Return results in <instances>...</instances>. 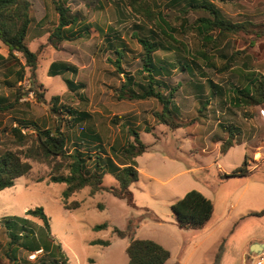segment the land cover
I'll return each instance as SVG.
<instances>
[{
  "label": "rangeland",
  "instance_id": "1",
  "mask_svg": "<svg viewBox=\"0 0 264 264\" xmlns=\"http://www.w3.org/2000/svg\"><path fill=\"white\" fill-rule=\"evenodd\" d=\"M28 1L31 3V23L26 43L31 51H38L34 73L36 81L42 84L45 103L37 102L29 91L27 68L15 87L6 86L4 80L13 81L17 75H6V66L10 62L0 61V94L12 101L15 89L22 92L11 110L0 112V148L10 146L7 130L16 119L46 125L55 123L47 104L53 96H58V104L91 113V119L82 127L91 125L100 136L105 154L111 155L118 164L117 150L131 139L128 127L135 129L140 140L149 147L134 160L138 178L130 187L132 207L106 191L88 196V188H84L66 199L71 206L72 201L78 202L79 206L66 209L61 195L65 185L48 182V166L32 162L26 176L18 177L12 187L0 191V222L7 217L28 219L26 228L14 233L19 235L17 242L8 250L9 239L0 224V264H42V260L44 264H55L54 261L60 263L63 259L66 264H87L88 259L96 264H126L125 248L129 239L117 238L112 229L125 230L128 221L133 223L134 239L152 240L169 252L164 264H213L222 241L224 250L219 264H249V258L243 254L248 250L247 244L264 242V214L252 215L264 211V173H253L248 183L243 176L223 179L220 175L231 174L245 158V171L264 168V116L260 112L264 108L229 107L223 104V92L216 89L217 94H212L208 85L210 80L223 91L227 90L239 83L238 72L217 73L215 69L201 65L200 70L196 69L190 76L169 68L170 75L161 77L168 86L163 90L166 93L180 83L174 101L180 121L189 122L186 127L170 130L157 125L152 116L154 111L161 109L156 100L119 98L123 73L137 77L135 72L141 67L140 47L130 39V33L135 29L133 25L141 20L132 14L127 6L128 0H66L65 6L78 20L73 30L87 29H83L82 38L62 41L57 47H52L47 40L57 24L52 0ZM155 1L165 12H171L168 0ZM208 1L231 22L248 20L253 24H264V0ZM197 16L189 14V20ZM250 36L242 33L229 36L221 43L222 50L226 54L243 50L242 58L235 66L264 74V38L253 41ZM110 39L124 43L121 71L111 63L115 58L107 43ZM184 42L191 50L200 45L191 33ZM175 51V47L171 51H158L154 58L156 62L169 63L174 60ZM0 55L7 56V49L1 43ZM219 61L217 58L216 63ZM52 62H65L76 72L64 70L48 75ZM19 63H24L21 57ZM67 80L74 83V90H68ZM204 99H208L209 104L200 113L198 108ZM226 126L232 130L238 143L223 155L219 147L229 136ZM145 127H151L152 132H144ZM80 129L65 126L67 150L73 149L75 144L72 142ZM112 147L116 150L112 151ZM80 149L88 150L84 145ZM96 150L93 147L89 151L92 159L98 154ZM92 165L93 162L89 164L91 170ZM97 173L103 186L117 185L114 176L104 166ZM189 190L200 192L213 203L210 221L197 231L179 229L170 211V205ZM35 207L43 209L49 221L48 228L40 219L25 215L27 210ZM103 222L108 224L106 230H92L94 225ZM95 240L109 241V244L92 245ZM57 245L59 250L55 248ZM33 248H41L43 252L29 255V249ZM6 250L8 255L4 253ZM32 255L37 256L36 259Z\"/></svg>",
  "mask_w": 264,
  "mask_h": 264
},
{
  "label": "trees",
  "instance_id": "2",
  "mask_svg": "<svg viewBox=\"0 0 264 264\" xmlns=\"http://www.w3.org/2000/svg\"><path fill=\"white\" fill-rule=\"evenodd\" d=\"M66 0H52V6L57 14V24L49 34L47 40L52 47L62 41H73L82 38L87 27L73 30V26L78 22L76 16L71 14L65 6ZM167 5L171 12H165L155 0H128L127 6L133 15L140 18L141 22L135 24L134 30L130 33V39H134L140 47L139 60L141 67L135 72L137 77L124 74V80L120 85L119 98L127 100H156L161 106L159 111H154L152 116L157 125H164L170 130L186 127L189 122L180 121L178 118V107L175 104V93L180 87L177 82L175 86L168 89L165 93L163 88H168L162 81L164 75L169 76L170 70L178 69L186 72L190 76L194 71L200 70V66L208 69L213 68L217 73L237 71L239 83L231 85L227 90L218 88L212 81L208 80L212 94L223 92L225 100L223 104L229 107H263L264 108V74L248 69H240L235 63L242 58L243 50H235L230 54L223 52L222 42L229 36L251 35L249 39L255 41L264 38V24H253L251 21L231 22L225 18L215 5L208 0H168ZM167 7V8H168ZM166 8V9H167ZM31 3L28 0H0V43L6 47L7 56L0 55V61L7 60V73L17 75V79L4 80V84L10 88L15 87L17 82L22 80L24 68L29 71L30 87L34 98L39 103H45L42 84L35 78L38 51H31L26 43L28 28L31 23ZM189 14L198 15L192 21ZM191 33L200 43L193 50L188 48L184 42L187 34ZM112 39V38H111ZM108 40L111 53L114 55L113 63L118 71H121L120 62L125 56L124 43L120 44L117 40ZM177 51L172 62H156L155 54L158 51ZM24 63L20 64V57ZM219 58V64L216 59ZM246 68V64L242 62ZM17 68V69H16ZM16 69V70H15ZM237 69V70H236ZM64 70L76 72V69L65 62H52L49 66L48 75L58 74ZM68 90L72 91L76 86L67 80ZM201 89V86L199 87ZM18 89V88H17ZM22 95L21 90L14 91L12 101L7 96L0 94V112L11 110L18 103ZM58 96H53L47 104L48 110L55 123L46 125L44 122L37 123L34 120L16 119L7 133L10 137V146L0 148V191L10 188L14 181L21 176H26L31 168L32 162L45 164L49 168L48 182L62 183L65 185L62 191L63 207L75 209L79 203L72 201V206L66 202L71 195L88 188V196L106 191L116 198L125 200L128 206H134L130 187L137 181L138 170L136 169L135 159L148 149L149 145L140 140L139 133L128 127L131 139L119 148L118 164L111 155H106L101 144L100 136L94 132L91 125L82 127L84 122H88L92 115L90 112L78 110L66 105L58 104ZM208 99L200 101L198 111L201 113ZM65 126L81 128L73 149L67 150L68 139ZM225 129L228 126L224 127ZM144 132L151 133V127H145ZM229 136L221 141L219 151L225 155L227 151L238 142L234 140L233 132L228 128ZM81 145L86 146V152L80 149ZM96 148V154L92 159L91 148ZM112 151L116 149L112 147ZM93 162L92 170L89 164ZM246 158L242 164L231 174L220 175V178L245 177L254 172L245 171ZM110 172L117 182L116 186L105 187L102 185L101 177L97 170L101 167ZM170 211L175 218L176 226L182 230H201L211 219L213 213L212 201L196 190L187 191L180 199L170 205ZM264 211L252 213L261 216ZM26 216L40 219L46 228L49 221L41 207H35L25 212ZM4 228L9 242L7 250L17 242L19 235L14 234L28 225V219L24 217L4 218L0 222ZM128 221L125 230L112 229L117 238H128L129 243L125 248L127 255L126 264H164L169 258V252L148 239H134V227ZM108 224L103 222L92 227L94 231L106 230ZM92 245L109 244V241L95 240ZM57 250L60 247L55 246ZM5 255H8V251ZM14 250V248H13ZM30 254L43 252L41 248L29 249ZM224 250V241L218 246L214 255L213 264H219ZM37 256L34 257L36 259ZM40 259V258H39ZM30 262L29 260H27ZM55 264H66V260L54 261ZM31 263V262H30ZM42 264L44 261L42 260ZM87 264H96L92 259H88Z\"/></svg>",
  "mask_w": 264,
  "mask_h": 264
},
{
  "label": "built area",
  "instance_id": "3",
  "mask_svg": "<svg viewBox=\"0 0 264 264\" xmlns=\"http://www.w3.org/2000/svg\"><path fill=\"white\" fill-rule=\"evenodd\" d=\"M260 112L264 116V109L261 108ZM38 252H35V253H38ZM246 256L250 260L249 264H252L254 261H255V264H264V249L262 251L258 252V253L246 254ZM32 257H34V256L32 255ZM245 262H246V260H245Z\"/></svg>",
  "mask_w": 264,
  "mask_h": 264
},
{
  "label": "crops",
  "instance_id": "4",
  "mask_svg": "<svg viewBox=\"0 0 264 264\" xmlns=\"http://www.w3.org/2000/svg\"><path fill=\"white\" fill-rule=\"evenodd\" d=\"M252 170H255V169L252 168V169H250L249 171H252ZM257 171H260V172L264 173V168L261 169V170H258V169H257V170H255L254 172H253V171H252V172L255 173V172H257ZM253 173L244 177V178L246 179L247 183L249 182L250 179L253 178V175H254ZM212 204H213V203H212ZM209 221H210V220H209ZM209 221H208V222H209ZM263 243H264V242H263ZM253 244H260V243H258V241H254L253 243H248V244H247V246H248V250H246V251L243 252L244 255H246V254H250V253H252V254L255 253V252H252V250H251V248H253V246H252ZM261 244H262V243H261ZM245 245H246V244H245Z\"/></svg>",
  "mask_w": 264,
  "mask_h": 264
},
{
  "label": "water",
  "instance_id": "5",
  "mask_svg": "<svg viewBox=\"0 0 264 264\" xmlns=\"http://www.w3.org/2000/svg\"><path fill=\"white\" fill-rule=\"evenodd\" d=\"M253 248H251L252 252L258 253L264 249V243L262 244H253Z\"/></svg>",
  "mask_w": 264,
  "mask_h": 264
}]
</instances>
